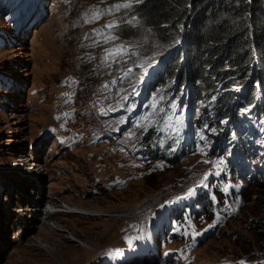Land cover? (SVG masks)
Listing matches in <instances>:
<instances>
[{"label": "rangeland", "instance_id": "1", "mask_svg": "<svg viewBox=\"0 0 264 264\" xmlns=\"http://www.w3.org/2000/svg\"><path fill=\"white\" fill-rule=\"evenodd\" d=\"M46 1L47 17L37 23L39 15L35 16L29 29L8 38L15 41L2 39L0 43V71L11 73L19 84L8 90L9 82L0 81V225L5 229V234L0 230V264H114L119 259L115 264H264L262 173L255 172L257 180L249 184L246 178H239L248 185L236 201L227 198L220 203L219 198H212L213 209L191 218L180 217L175 220L178 223L170 221L165 227L170 201L184 193L192 196L191 188L203 182L211 170L208 154L218 131L224 132L229 145L217 151H228L235 144L243 150L239 134L228 128L234 126L228 119L231 102L239 101L243 92L244 105L249 104L255 89L258 96L250 102L255 105L250 110L264 114V64L256 61L257 73L241 85L230 62L224 61L221 69L209 68L207 74L191 66L187 35L204 37L208 26L222 20L240 21L239 12L233 10L243 4L227 0L226 11L216 18L189 13L196 33L185 27L186 18L159 36L145 25L135 0L131 9L89 23L85 20L90 19V10H106L125 0ZM243 3L248 11L242 19L248 16L251 20L253 2ZM109 23L117 27L106 28ZM0 30L4 35L9 32L4 17ZM109 35L116 39L105 42ZM250 40L253 48L258 42L256 37ZM120 46L121 54L109 55ZM249 47L247 54L252 52ZM159 61L165 63V74L146 90L144 100L143 85ZM215 70H222L219 82L211 80ZM230 78L233 89L221 87ZM223 91L217 109L201 110L204 104L215 103L211 98ZM188 92L192 98H185ZM227 95L231 102L225 100ZM141 99L144 102L138 104ZM258 100L262 107L257 106ZM126 106H139L144 117L137 128L124 131L126 116L109 115ZM186 119L194 123L190 138L198 145L203 143V152L177 153V161L150 174L146 181L143 177L153 165L141 163V155L126 150H133L129 142L151 126L160 130L176 126L180 120L184 125ZM41 139L45 141L42 152H35L28 162L31 147L38 150ZM137 169L138 173L133 172ZM229 183L232 185L227 180V188L240 184L236 177ZM34 186H39V192ZM27 198L42 201L41 212L32 211ZM53 209L57 212L50 213H57L55 218L47 215ZM162 210L165 215L160 214ZM189 211L187 207L185 215ZM159 220H165L164 230L170 227L174 231L155 227Z\"/></svg>", "mask_w": 264, "mask_h": 264}, {"label": "trees", "instance_id": "2", "mask_svg": "<svg viewBox=\"0 0 264 264\" xmlns=\"http://www.w3.org/2000/svg\"><path fill=\"white\" fill-rule=\"evenodd\" d=\"M239 1L243 5L238 7L237 10L235 9L233 11L236 13L239 12L241 17L240 21L232 24L227 20H222L216 26H208L206 36L201 37V35L196 34L195 37L191 36V38H189V35H187V39L190 42L189 50L191 59L190 55L189 59L192 60L191 66L199 68L201 72L203 71L204 74H207V70L209 68L218 66V68L221 69L223 67L224 61L227 62V64L230 62V66L234 67L236 70V77H238L241 81L238 85H241L246 84L249 80V77L253 73H257L256 68L258 67L255 65L256 61L260 65L264 64V0H252L254 5L253 17L251 20H249L247 16L245 17V21H243L242 16L245 11H248V6L246 3H243L246 0ZM226 2L227 0H142V2H140L137 7V12L149 29L155 31L159 36H165V32L169 26H172L173 24L180 25L182 21H184L186 18H189V13H197L199 15L203 14L204 17L211 14V16L216 18L217 14L226 11L228 7L226 6ZM185 27L188 31H191V34L197 32L196 26L191 22V17L188 19ZM250 37H256L258 42L256 45H253V48L251 47ZM248 46H250L249 49L252 51L251 54H247L246 47ZM254 51L256 52L254 53ZM256 57L258 60H256ZM170 65L172 66V64H169V66ZM221 73L222 70H215L211 80L214 79L216 82H219L218 77ZM201 78L203 79V77H200V79ZM233 85L234 82L230 78L229 80H226L224 83H222L221 87L224 86L226 90H231L233 89ZM214 86L216 85L214 84ZM251 92L249 96V105H251L250 102L255 100L258 95V93L256 94L255 89H252ZM224 96L225 94L223 91L218 94V97H212L211 99L214 98L216 102H208V104H214L212 105L213 107L207 108L208 104H204L201 110L208 113L212 112L214 109H217V104L224 98ZM198 101L201 103L202 99L199 98ZM225 113H227V111L222 114ZM212 114L213 113H209V115ZM156 130L157 129L154 126H151L146 130L145 134L140 137V140H143V142L148 146L153 139H157V135L155 134ZM159 132L161 133L160 136L164 143L168 145L171 138L168 129H160ZM148 148H150V146H148ZM144 154L147 165H150L151 162H155V165H153L150 170L148 168V173L143 177H146V181H149L150 174L158 170H162L161 165H164L163 167H165L173 163V161L169 158L168 153L165 151L157 154ZM139 171V169L135 170L137 173ZM208 172L213 173L218 172V170H209ZM198 184H196L194 187H196ZM208 189H210V183L208 184ZM213 191L219 198H221V194L218 189ZM181 195H176V197ZM180 199L181 198H176V202H178ZM202 201H205L207 204L211 203L207 193H205L204 198H194L193 203L198 204ZM163 203L167 205L168 202L165 200ZM182 211L183 210L179 212L180 216L182 215Z\"/></svg>", "mask_w": 264, "mask_h": 264}, {"label": "bare ground", "instance_id": "3", "mask_svg": "<svg viewBox=\"0 0 264 264\" xmlns=\"http://www.w3.org/2000/svg\"><path fill=\"white\" fill-rule=\"evenodd\" d=\"M163 58H165V57H161V59H163ZM149 71L150 72L148 74V77H147V79L143 85V88H142V94L141 95L144 97L143 99H145L147 92L149 91V89L151 88L153 83L156 81V79H158L161 76H164L165 71H166L165 63H163L162 61H159V63L156 64L154 66V68L150 69ZM146 90H148V91H146ZM192 96H193V94L190 95L188 92V93H186L185 98H192ZM143 99L140 100V103L143 101ZM225 100H230L228 98V95H227ZM240 101L243 102V95L239 99V101H236V102L230 101L231 105L233 107V110H232V112L229 113L228 119L230 120V122H234V126L228 127V128L229 129L232 128L236 133L239 134V137L241 138L240 144H242L244 146L243 151L246 153V155H248V154L251 155L252 152H254L256 149L264 150V114L261 111L250 110V109H252L253 106L255 107V105H249V104L244 105V102L242 103V105H238V103ZM230 102L228 104V109L230 107ZM256 103H257V106L260 105L262 107L261 103L258 104V101ZM192 125H194L193 122H192ZM44 143H45V141L43 139L38 140V143H37L38 150L36 148V151H33V152H36V155H39V153L42 152V150L40 148L43 147ZM233 143H230V144L232 145ZM227 145H229V144L226 143V140L224 137V132L218 131V136H217L216 141L214 143L213 152H218L217 151L218 149H216V148H218V147L220 148L222 146H227ZM235 148L241 149L236 144H235ZM33 155H34V153H30V155H28V156H30L29 159L27 158V155H25L28 162H30ZM19 160H18L19 162L23 163L22 159H19ZM33 165H38V164H35L33 162ZM32 169H34V168H32ZM33 183H32V185H33ZM9 185L10 184H7L8 187H10ZM52 187H53V185H51V189H52ZM12 190H14L13 184H12ZM39 190H40L39 186L35 187V189H34V191L36 193L39 192ZM15 193H18L19 195H21L19 192H15ZM49 197L56 199V197L54 195H51ZM27 199L30 200L29 202H31L30 204L34 208V209H32V211L33 210H34V212L38 211V213L41 212L40 207L42 205V201H39L38 203H36L34 199H31V198H27ZM17 209L18 208L15 207L16 211H18ZM34 212H33V215H34ZM17 213H19V212H17ZM47 213H48L47 215L49 217H51L53 215L50 212H47ZM53 216L55 218V216H58V215L56 213V215H53ZM0 230L3 232V234H5V229L3 227V224L0 225ZM0 237H1V232H0Z\"/></svg>", "mask_w": 264, "mask_h": 264}, {"label": "snow or ice", "instance_id": "4", "mask_svg": "<svg viewBox=\"0 0 264 264\" xmlns=\"http://www.w3.org/2000/svg\"><path fill=\"white\" fill-rule=\"evenodd\" d=\"M101 2L103 3L104 0H101ZM135 2L140 3V2H142V0H135ZM132 6H133L132 0H125V2H123V3L112 4L106 10L94 8V9L90 10V12H91L90 19H86L85 22L89 23V22L98 21L105 14L111 15L113 12L118 13V12H120L121 9H125V10L131 9ZM105 27L108 29H112V28L117 27V26L114 25L113 23H109V24H106ZM101 34H103V33H101ZM114 39H116V38L109 35V36L105 37V42H108L109 40H114ZM122 50H123V46H120V48H118L115 52L110 51L109 55L115 56V55L121 54ZM105 59H107V57H105ZM129 71H131V70L129 69ZM189 194H191V193H189Z\"/></svg>", "mask_w": 264, "mask_h": 264}]
</instances>
